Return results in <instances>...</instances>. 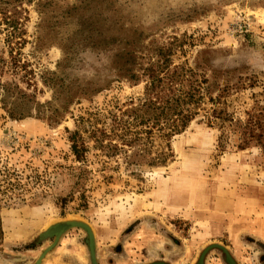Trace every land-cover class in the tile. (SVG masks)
Returning a JSON list of instances; mask_svg holds the SVG:
<instances>
[{"label": "rangeland", "instance_id": "obj_1", "mask_svg": "<svg viewBox=\"0 0 264 264\" xmlns=\"http://www.w3.org/2000/svg\"><path fill=\"white\" fill-rule=\"evenodd\" d=\"M150 73L177 95L209 79L221 100L156 130L140 161L90 149L78 162L71 133L111 129ZM263 106L264 0H0V264H34L69 219L90 226L98 264H198L212 244L264 264V151L229 130L220 141L209 118ZM88 241L71 227L40 264H92ZM204 264L230 263L212 247Z\"/></svg>", "mask_w": 264, "mask_h": 264}, {"label": "trees", "instance_id": "obj_2", "mask_svg": "<svg viewBox=\"0 0 264 264\" xmlns=\"http://www.w3.org/2000/svg\"><path fill=\"white\" fill-rule=\"evenodd\" d=\"M3 20L9 22L6 15ZM150 78L147 98L142 103L123 111L122 117L115 115L114 126L111 129L97 127L92 130L89 137V141L93 142L92 146L88 144L89 141L84 139L80 131L71 133V149L78 162L86 161V155L90 149L99 150L104 156L124 154L128 159L127 163L140 161L141 157L150 154L149 143L156 130L162 132L164 137L178 133L188 126L196 110L201 106L204 95H210L209 100L214 105L221 100V94L217 98L212 96L213 85L206 78L200 82L190 77L186 79L190 83L189 88L181 95L176 94L173 86L169 88L162 86L164 80L157 73H150ZM169 82L171 85L174 84V74L169 76ZM209 118L214 120L211 123L215 122L222 129L220 141L227 138L229 130L239 135V147L257 145L264 151V106L259 107L255 112H249L245 121L236 119L217 107L213 109ZM164 159V155L160 152L158 157L151 158L149 162L156 164L158 161L164 162ZM81 172L88 173L89 170L80 168ZM80 173L77 182L83 178Z\"/></svg>", "mask_w": 264, "mask_h": 264}, {"label": "water", "instance_id": "obj_3", "mask_svg": "<svg viewBox=\"0 0 264 264\" xmlns=\"http://www.w3.org/2000/svg\"><path fill=\"white\" fill-rule=\"evenodd\" d=\"M68 223H69V225L65 229L62 230V232L60 233L59 236H57L54 232H52V233H47V232L45 233L44 232V236H54L55 240H54V243L48 249H46V251L42 254V256L34 264H40L45 253L48 252L49 249H51L52 247H54L56 245V243H57L58 239L60 238V236L62 235V233H64L67 229L74 227V226L82 227L83 229H85L88 232V236H89L88 247H89L90 254H91V261H92V264H98L97 258H96L95 239H93L92 246L90 244V234H89V230H91L90 226L88 224H86L85 222H82V221H79V222L69 221ZM86 226L88 229L86 228ZM91 232H92V230H91ZM92 234H93V232H92ZM93 238H94V234H93ZM212 247H221L226 252L228 262L230 264H237L236 261L234 260V258L232 257V255L227 251V249L225 247L219 245V244H214V245L208 246V248H206L203 251V253L201 254L199 259H201L202 261L200 260L201 263H198V264H204L205 255L208 252V250Z\"/></svg>", "mask_w": 264, "mask_h": 264}, {"label": "bare ground", "instance_id": "obj_4", "mask_svg": "<svg viewBox=\"0 0 264 264\" xmlns=\"http://www.w3.org/2000/svg\"><path fill=\"white\" fill-rule=\"evenodd\" d=\"M69 221L79 222L80 220L79 219H69L67 221L66 220H60L58 222H55V223L51 224L48 227L46 232L47 233L54 232L57 236H59L60 233L62 232V230L65 229L69 225V223H68ZM86 228H87V226H86ZM89 234H90V244L92 246L94 238H93V234H92L91 230H89ZM212 245H214V244H212ZM206 248H208V247H206ZM200 260L201 259H199L198 263H201L202 260L201 261ZM150 264H166V262H164V261H154V262H151Z\"/></svg>", "mask_w": 264, "mask_h": 264}]
</instances>
